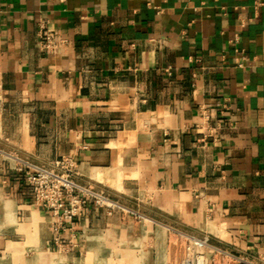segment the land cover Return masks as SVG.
I'll list each match as a JSON object with an SVG mask.
<instances>
[{
  "label": "crops",
  "instance_id": "obj_1",
  "mask_svg": "<svg viewBox=\"0 0 264 264\" xmlns=\"http://www.w3.org/2000/svg\"><path fill=\"white\" fill-rule=\"evenodd\" d=\"M60 158L116 206L55 230L15 166ZM197 252L264 262V0H0V264Z\"/></svg>",
  "mask_w": 264,
  "mask_h": 264
},
{
  "label": "built area",
  "instance_id": "obj_2",
  "mask_svg": "<svg viewBox=\"0 0 264 264\" xmlns=\"http://www.w3.org/2000/svg\"><path fill=\"white\" fill-rule=\"evenodd\" d=\"M41 47L51 51L55 46V39L51 30L41 25L38 32ZM244 55L237 60L239 66L243 65ZM221 108H226V103L220 102ZM17 171L24 175L31 190L32 200L49 211L53 219L55 230L72 228L75 219L85 210L86 204L93 202L112 210L116 201L100 191L89 187L80 186L74 179L75 163L70 158L56 159L47 167L17 165ZM58 241V240H57ZM240 264H264L249 258L239 257ZM185 264H212L210 259L202 252L189 256Z\"/></svg>",
  "mask_w": 264,
  "mask_h": 264
}]
</instances>
